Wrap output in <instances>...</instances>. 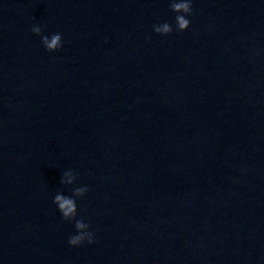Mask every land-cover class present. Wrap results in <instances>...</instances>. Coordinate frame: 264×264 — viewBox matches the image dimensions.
Wrapping results in <instances>:
<instances>
[{
    "label": "water",
    "instance_id": "1",
    "mask_svg": "<svg viewBox=\"0 0 264 264\" xmlns=\"http://www.w3.org/2000/svg\"><path fill=\"white\" fill-rule=\"evenodd\" d=\"M192 8L0 0V264H264V0Z\"/></svg>",
    "mask_w": 264,
    "mask_h": 264
},
{
    "label": "clouds",
    "instance_id": "2",
    "mask_svg": "<svg viewBox=\"0 0 264 264\" xmlns=\"http://www.w3.org/2000/svg\"><path fill=\"white\" fill-rule=\"evenodd\" d=\"M170 10L177 13L175 17L177 30L185 31L190 26L189 19L186 16L192 14V0H170ZM154 31L159 35H168L173 29L167 22L154 25ZM32 31L36 35H41L42 29L39 26H33ZM150 39V37H149ZM41 42L49 52H54L62 47V36L59 33L52 34L51 37L43 35ZM76 175L73 171L68 170L63 173L61 183L71 185L74 183ZM88 189L86 187H78L73 191L72 197L65 196L62 193H57L54 197L53 203L57 205L59 212L62 214L63 219L73 220L77 215V205L74 197H82ZM75 228L77 231L76 235L69 237L68 243L71 246L81 245L84 241L89 244L93 243V233L89 231L90 225L85 223L83 220H76Z\"/></svg>",
    "mask_w": 264,
    "mask_h": 264
}]
</instances>
